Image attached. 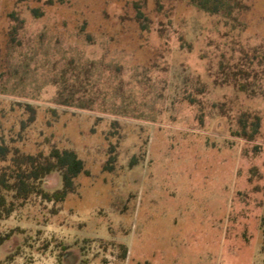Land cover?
Segmentation results:
<instances>
[{
	"label": "rangeland",
	"instance_id": "1",
	"mask_svg": "<svg viewBox=\"0 0 264 264\" xmlns=\"http://www.w3.org/2000/svg\"><path fill=\"white\" fill-rule=\"evenodd\" d=\"M46 1L0 0V142L74 149L89 173L64 202L33 195L0 219V264H264V91L220 78L264 46V0L236 20L190 0ZM247 111L255 141L234 134Z\"/></svg>",
	"mask_w": 264,
	"mask_h": 264
},
{
	"label": "trees",
	"instance_id": "2",
	"mask_svg": "<svg viewBox=\"0 0 264 264\" xmlns=\"http://www.w3.org/2000/svg\"><path fill=\"white\" fill-rule=\"evenodd\" d=\"M65 0H47L46 4L64 3ZM199 10L211 15H222L226 19L236 20L237 14L249 10L245 0H190ZM35 17L44 15L40 8H33ZM11 20L15 23L10 35L15 37L23 27L24 20L13 11ZM142 29L149 28L147 17L139 10L136 15ZM264 75V46H256L249 51H243L239 60L232 65L221 62L220 78L223 84L233 86L251 96L264 91L257 85V81ZM216 83H220L217 79ZM264 93V92H263ZM75 95L73 91L63 88L60 91L59 103L73 106ZM81 108L86 105H80ZM262 117L257 112H243L238 118V130L235 135L248 141H255L260 134ZM256 146L255 151H260ZM108 169V167L106 168ZM59 173L62 185L55 189H46L45 180L52 174ZM85 161L74 149L53 147L49 154L40 151L36 154L22 152L6 142H0V219L9 217L18 206H21L33 195H38L49 202L62 203L70 193L76 192V178L81 174H88ZM10 234L0 236V246L9 238ZM124 249L123 258L127 257Z\"/></svg>",
	"mask_w": 264,
	"mask_h": 264
}]
</instances>
